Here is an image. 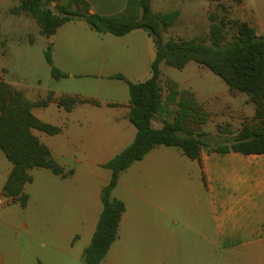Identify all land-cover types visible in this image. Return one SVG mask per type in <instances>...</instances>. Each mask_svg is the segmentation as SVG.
Returning <instances> with one entry per match:
<instances>
[{"label": "crops", "instance_id": "0c3cea01", "mask_svg": "<svg viewBox=\"0 0 264 264\" xmlns=\"http://www.w3.org/2000/svg\"><path fill=\"white\" fill-rule=\"evenodd\" d=\"M7 1L0 0V7L17 3ZM84 1L90 13L101 16L117 15L126 4V0ZM200 1L151 0L150 6L160 14L177 10L178 20L168 30L179 27L177 37L190 40L202 33L206 22ZM239 1L235 19L264 37V0ZM13 17L3 18L2 25L18 26L19 18ZM48 44L53 66L67 77L52 78L55 86L47 93L52 101L32 113L60 132L48 135L33 129L32 133L48 147L57 165L72 174L61 177L47 168L29 172L32 181L23 187L25 206L13 202L2 210L7 229L0 242V264H83L82 252L91 242L102 209L101 191L111 175L103 165L136 135L129 121L127 83L115 76L143 82L150 77L155 58L154 43L145 31L114 36L97 33L82 20L59 27ZM165 67L160 65L161 77ZM186 86L176 87L194 94L210 114L209 121L238 126L229 134L231 141L254 115V107L248 112L252 104L247 96L231 93L228 86ZM36 109L45 112L38 116ZM158 121L152 123L154 128L161 126ZM217 146L201 147L194 160L176 147L157 145L120 173L112 196L123 203L124 211L117 238L100 264H222L218 252L264 254V153L217 152ZM0 155L2 194L12 164ZM14 235L22 237L13 242ZM257 264H264V258Z\"/></svg>", "mask_w": 264, "mask_h": 264}, {"label": "trees", "instance_id": "16d2710c", "mask_svg": "<svg viewBox=\"0 0 264 264\" xmlns=\"http://www.w3.org/2000/svg\"><path fill=\"white\" fill-rule=\"evenodd\" d=\"M150 4L151 0H126L123 11L112 16L90 13L84 0H68L65 4L60 0H17L9 10L14 16L25 14L33 19L39 33L48 38L62 25L82 20L97 33L114 36L141 29L155 46L151 75L147 80L133 83L120 75L115 76L127 83L129 121L135 126L136 135L128 147L103 165L111 175L101 191L102 209L91 242L82 252L83 264H100L117 238L124 205L112 196V191L122 171L157 145L176 147L188 158L198 160L201 147L212 144L203 139L200 127L206 123L207 114L194 94L190 90H177L171 81L163 94L161 64L182 70L193 61L219 77L231 93L245 94L247 102L254 107L253 125H244L230 146L218 145L214 150L264 153V37L258 36L247 23L235 20L231 22L234 34L226 43H222L220 25L216 24L211 25V44L196 39L165 41L163 33L176 23L179 12L154 13ZM50 51L48 44L45 60L52 78L67 77L53 66ZM50 101L51 93L46 99L31 101L0 76V150L12 164L2 194L12 197L22 207L27 200L23 187L32 181L29 173L32 169L47 168L61 177L72 174V170L65 171L57 165L48 147L32 133L33 129L48 135L60 132V128L42 123L32 113L33 108L45 107ZM63 102L61 100V104ZM156 120L161 124L158 128L152 125Z\"/></svg>", "mask_w": 264, "mask_h": 264}, {"label": "rangeland", "instance_id": "374dc122", "mask_svg": "<svg viewBox=\"0 0 264 264\" xmlns=\"http://www.w3.org/2000/svg\"><path fill=\"white\" fill-rule=\"evenodd\" d=\"M7 2L9 3V0ZM239 2V0H201L199 5L205 12L206 22L202 23V33L196 35L195 39L203 41L206 44H211L210 29L212 24H216L220 25V32L223 36L222 43L230 41L234 34L231 22L236 20L237 12L235 8L239 6ZM14 4L9 3L8 7H0V76L7 84L21 92L26 98L33 100L46 99L48 91L55 86L50 73V67L45 60L48 37L41 35L34 20L25 14L13 17L19 18L18 26L14 22H12L14 24L13 27L2 25L3 18L7 20L8 17H12L9 13V8ZM51 7L57 13L54 9V4ZM211 19H213V22ZM13 30L14 32H12ZM179 30V27H173L164 32V40H185L177 37ZM165 68L162 71L163 94H166L167 87L169 86L167 84L168 81L173 82L179 87L189 86L191 84H195L194 87L197 88L208 87L214 89L217 86L220 89L227 87L219 77L193 61H190L188 66L182 70H177L169 66ZM196 68L202 72L201 76L197 75ZM201 108L203 109V107ZM252 108L253 106L250 105L248 108L249 113L252 112ZM43 112H45L44 109L35 110V114L38 116ZM206 114L207 121L200 127L201 132L204 134V141L217 145H230L231 140L229 134L233 130H236L238 126L213 123L209 121L210 114L207 112ZM246 124L253 125L252 118ZM11 204L0 207V242L2 239H6L5 231L7 229L2 210L4 208H6L5 210L11 208ZM18 237L22 236L14 235L13 242ZM248 253V251L218 252L219 262L222 264H257L258 258H264V254L255 252L253 255L250 252L248 255Z\"/></svg>", "mask_w": 264, "mask_h": 264}, {"label": "built area", "instance_id": "2783aa9c", "mask_svg": "<svg viewBox=\"0 0 264 264\" xmlns=\"http://www.w3.org/2000/svg\"><path fill=\"white\" fill-rule=\"evenodd\" d=\"M13 202H14V200L12 197L0 194V207L8 206Z\"/></svg>", "mask_w": 264, "mask_h": 264}]
</instances>
